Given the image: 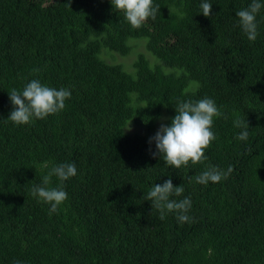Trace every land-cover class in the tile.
Masks as SVG:
<instances>
[{
    "label": "trees",
    "instance_id": "16d2710c",
    "mask_svg": "<svg viewBox=\"0 0 264 264\" xmlns=\"http://www.w3.org/2000/svg\"><path fill=\"white\" fill-rule=\"evenodd\" d=\"M68 2L0 0V264H264V8L249 41L235 14L251 0H210L208 17L202 0H153L160 13L139 29L110 0ZM132 41L144 51L130 71L104 58L129 54ZM32 79L71 98L15 125L9 92ZM205 97L223 113L207 160L176 169L154 157L149 139L178 102ZM237 116L247 140L237 139ZM46 162L77 169L53 214L31 193ZM209 166L233 171L196 183ZM168 179L184 188L170 199L191 198V222L175 212L161 220L145 200Z\"/></svg>",
    "mask_w": 264,
    "mask_h": 264
},
{
    "label": "clouds",
    "instance_id": "9594fccd",
    "mask_svg": "<svg viewBox=\"0 0 264 264\" xmlns=\"http://www.w3.org/2000/svg\"><path fill=\"white\" fill-rule=\"evenodd\" d=\"M71 0L68 2L70 5ZM113 8L123 12L125 20L134 29H139L149 18L155 19L160 13L159 5H154L153 0H110ZM201 13L208 17L211 14L212 3L210 0H202L200 4ZM264 8L260 0H251L246 7L236 12L238 26L241 28L249 41H255L258 36L257 15ZM34 69L33 72H38ZM71 98V91L66 87L59 89L42 84L39 79H32L22 91L12 89L9 92V99L14 106L7 120L15 125H26L35 119H45L49 115L57 114L65 107V101ZM175 116L168 126L161 124L156 134L149 139V143L155 142V157L160 155L164 162L176 169L186 167L189 162L192 164L203 163L207 160L205 150L210 147L216 139L212 131L214 118L222 117L223 113L217 107L215 101L205 97L197 101L188 100L178 102L175 108ZM234 126L242 129L237 136L238 140L244 141L248 138L249 125L247 120L236 117ZM130 124V122H129ZM129 124L127 126L130 131ZM45 168H49L46 162ZM233 171L229 166L227 171L216 166H209L200 175L196 176V183L206 185L209 182L219 183L227 179ZM77 174L74 163L53 164L49 171L42 178V185H34L31 193L34 197L50 205L49 214L56 213L59 206L68 199L64 190V181ZM56 177L61 182L56 187H51L52 178ZM184 192L182 185L173 186L172 180H166L162 185L156 184L146 194L145 200H151L160 213V219L166 218L168 213H177V220L180 223L191 222L188 215L192 202L190 197L181 200L170 199L171 196H180ZM14 264H22L21 261H14Z\"/></svg>",
    "mask_w": 264,
    "mask_h": 264
},
{
    "label": "rangeland",
    "instance_id": "374dc122",
    "mask_svg": "<svg viewBox=\"0 0 264 264\" xmlns=\"http://www.w3.org/2000/svg\"><path fill=\"white\" fill-rule=\"evenodd\" d=\"M132 44V49L130 51L129 54L123 56V55H119L118 53H104V58L108 61V62H112V63H116V62H120L122 63L123 67H125L127 70H131L132 68V63L135 60V53L139 52V51H144L143 45L141 43H135V41L131 42ZM104 51H107V49H105ZM142 127L141 126H131V130L132 131H138L141 130Z\"/></svg>",
    "mask_w": 264,
    "mask_h": 264
}]
</instances>
